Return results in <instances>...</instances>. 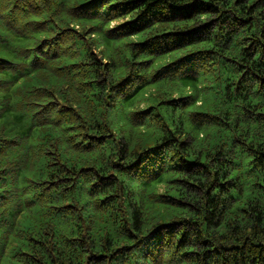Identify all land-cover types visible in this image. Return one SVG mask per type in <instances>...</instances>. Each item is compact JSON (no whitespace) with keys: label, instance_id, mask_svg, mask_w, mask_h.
<instances>
[{"label":"trees","instance_id":"1","mask_svg":"<svg viewBox=\"0 0 264 264\" xmlns=\"http://www.w3.org/2000/svg\"><path fill=\"white\" fill-rule=\"evenodd\" d=\"M0 264H264V0H0Z\"/></svg>","mask_w":264,"mask_h":264}]
</instances>
